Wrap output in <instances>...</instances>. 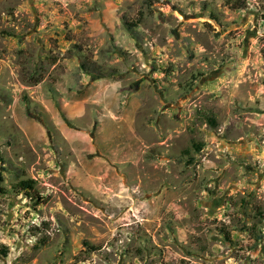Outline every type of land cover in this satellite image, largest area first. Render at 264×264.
I'll use <instances>...</instances> for the list:
<instances>
[{"label":"rangeland","instance_id":"rangeland-1","mask_svg":"<svg viewBox=\"0 0 264 264\" xmlns=\"http://www.w3.org/2000/svg\"><path fill=\"white\" fill-rule=\"evenodd\" d=\"M0 264H264V0H0Z\"/></svg>","mask_w":264,"mask_h":264},{"label":"trees","instance_id":"trees-1","mask_svg":"<svg viewBox=\"0 0 264 264\" xmlns=\"http://www.w3.org/2000/svg\"><path fill=\"white\" fill-rule=\"evenodd\" d=\"M231 8H233V9H242L243 8V4L231 5ZM32 184H33V181L32 180H26V181H22L21 182V185L24 186V188H28V189H31L32 188ZM85 246L88 247V244L85 243ZM90 250H95V249L90 248Z\"/></svg>","mask_w":264,"mask_h":264}]
</instances>
